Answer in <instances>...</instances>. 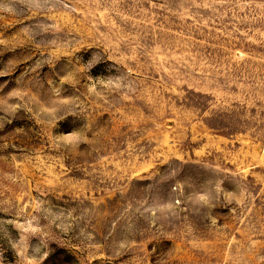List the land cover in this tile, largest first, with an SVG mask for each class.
I'll return each instance as SVG.
<instances>
[{
  "label": "rangeland",
  "instance_id": "374dc122",
  "mask_svg": "<svg viewBox=\"0 0 264 264\" xmlns=\"http://www.w3.org/2000/svg\"><path fill=\"white\" fill-rule=\"evenodd\" d=\"M0 264H264V0H0Z\"/></svg>",
  "mask_w": 264,
  "mask_h": 264
}]
</instances>
